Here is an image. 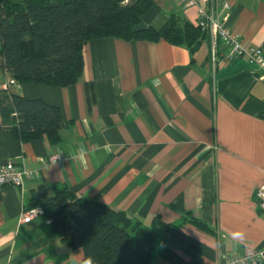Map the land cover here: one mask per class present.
<instances>
[{"label": "crops", "instance_id": "1", "mask_svg": "<svg viewBox=\"0 0 264 264\" xmlns=\"http://www.w3.org/2000/svg\"><path fill=\"white\" fill-rule=\"evenodd\" d=\"M212 1L230 33L264 52V0H225L226 8ZM172 13L197 21V6L157 0L140 26L160 27ZM203 32L192 50L165 38H95L83 48L81 77L68 86L9 83L0 54V94L41 98L65 122L57 144L22 142L0 112V164L32 172L0 187V264H83L82 248L68 246L42 209L28 206L40 185L50 193L67 187L138 219L155 232L151 264H227L264 248L255 193L264 182V68L230 56L221 38L213 44Z\"/></svg>", "mask_w": 264, "mask_h": 264}, {"label": "trees", "instance_id": "2", "mask_svg": "<svg viewBox=\"0 0 264 264\" xmlns=\"http://www.w3.org/2000/svg\"><path fill=\"white\" fill-rule=\"evenodd\" d=\"M156 2L0 0L2 67L19 84L68 86L81 77L83 48L95 38H165L196 48L204 32L195 22L174 13L160 27L140 26L141 17ZM0 112L10 133L22 142L42 137L53 145L60 141L65 122L54 104L18 93L0 94ZM28 206L40 207L52 230L68 246L82 248L83 264L90 257L94 264H151L155 232L123 210L67 187L50 193L43 185L32 190ZM192 221L209 229L205 222Z\"/></svg>", "mask_w": 264, "mask_h": 264}, {"label": "built area", "instance_id": "3", "mask_svg": "<svg viewBox=\"0 0 264 264\" xmlns=\"http://www.w3.org/2000/svg\"><path fill=\"white\" fill-rule=\"evenodd\" d=\"M184 6H197V21L196 24L202 31L208 32L211 36L213 44L217 38H221L230 47V56L245 55L250 62H255L264 68V52L261 48L246 46L243 42L237 39L235 35L229 32L225 25L220 23L213 13V1L203 0L205 4H199L198 0H175ZM224 8L229 4L225 0H221ZM9 83L15 82L12 78ZM6 83L2 89L6 88ZM58 157L52 155L50 161H56ZM32 176V172L24 168H18L11 162H5L0 165V187L4 185H20L24 177ZM257 196V206L264 212V182H262L255 190ZM32 212H27L23 217L24 221L31 218ZM227 264H264V248L249 249L242 256L230 257L227 259Z\"/></svg>", "mask_w": 264, "mask_h": 264}, {"label": "clouds", "instance_id": "4", "mask_svg": "<svg viewBox=\"0 0 264 264\" xmlns=\"http://www.w3.org/2000/svg\"><path fill=\"white\" fill-rule=\"evenodd\" d=\"M232 237L235 239H242L244 234L240 231L233 232ZM85 264H94L93 259L90 257L85 261Z\"/></svg>", "mask_w": 264, "mask_h": 264}]
</instances>
